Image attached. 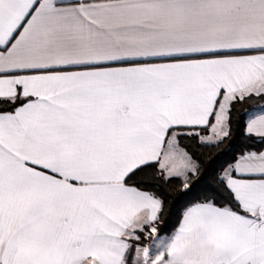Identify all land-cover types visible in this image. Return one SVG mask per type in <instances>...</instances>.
I'll list each match as a JSON object with an SVG mask.
<instances>
[{"label":"snow or ice","instance_id":"obj_1","mask_svg":"<svg viewBox=\"0 0 264 264\" xmlns=\"http://www.w3.org/2000/svg\"><path fill=\"white\" fill-rule=\"evenodd\" d=\"M0 264H264V0H0Z\"/></svg>","mask_w":264,"mask_h":264},{"label":"trees","instance_id":"obj_2","mask_svg":"<svg viewBox=\"0 0 264 264\" xmlns=\"http://www.w3.org/2000/svg\"><path fill=\"white\" fill-rule=\"evenodd\" d=\"M252 105H246V107H251ZM237 133L235 132V128H234V136ZM182 143L184 145L189 146L190 150L195 152L198 156H200L205 163H207V161L213 157H215L217 155V151L211 148H206V147H200L198 145V143L194 140L191 139H184L182 141ZM237 143H239V141H237ZM226 158V157H225ZM179 207V205H177V208ZM169 229L171 228V223L168 222L167 218H166V225ZM163 227V226H162Z\"/></svg>","mask_w":264,"mask_h":264}]
</instances>
